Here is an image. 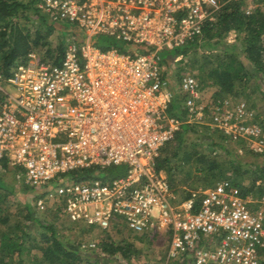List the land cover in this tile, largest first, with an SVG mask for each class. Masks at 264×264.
Here are the masks:
<instances>
[{"label":"built area","instance_id":"obj_1","mask_svg":"<svg viewBox=\"0 0 264 264\" xmlns=\"http://www.w3.org/2000/svg\"><path fill=\"white\" fill-rule=\"evenodd\" d=\"M37 6L72 30L58 63L31 51L9 76L0 72V158L17 178L40 189L60 174L126 164V174L109 181L72 177L59 185L68 221L93 227L92 234L124 227L139 235L171 232L154 264H261L264 191L244 197L220 180L182 194L157 162L184 123L209 124L264 152V129L245 100L207 97L192 73L175 82L184 54L167 62L161 54L200 39L219 0H40ZM101 35L145 51L101 49ZM36 206L45 211V198ZM81 247L97 243L86 239Z\"/></svg>","mask_w":264,"mask_h":264},{"label":"trees","instance_id":"obj_2","mask_svg":"<svg viewBox=\"0 0 264 264\" xmlns=\"http://www.w3.org/2000/svg\"><path fill=\"white\" fill-rule=\"evenodd\" d=\"M39 1L0 0V72L6 77L10 75L18 62L27 58L31 51H37V47L40 49V46H46L47 53L44 58L57 63L65 52L67 40L64 37L58 46L55 48L51 46L49 37L57 27L61 26V23L51 22L44 15L37 6ZM219 2L221 6L216 11L215 19L205 23L201 38L186 46L177 48L174 50V55H185L193 47L200 46L204 42L215 45L220 50V53L216 54L217 66H212L209 56L204 58L206 62H209V71H206L203 63L192 66L198 70V76L194 75L199 81L200 90L203 92L204 87L215 84L219 90H215L211 97L214 99L231 97L237 102L238 97L246 95L249 84L254 81L255 87L264 94V4H257L253 12H247L244 8L245 0H219ZM255 2L264 3V0H255ZM31 13H33V17ZM20 17L25 19L24 22H21ZM31 18H36L38 22H36L37 26L34 30L26 24ZM66 27L69 33L72 26L67 25ZM232 31L236 34V40L233 43H227L225 39ZM200 40L204 42H200ZM97 42L101 49L119 47V49L125 50L126 45V49L132 50V44L127 45L116 41L111 47H101L99 38ZM55 49L58 52L57 55ZM221 53L226 55L224 57L227 60L219 61ZM3 99L4 95L0 93V105ZM254 118H252V121H258L257 123L264 129L263 121L259 120L257 116ZM198 127L203 128V137L209 138L211 145L225 148L224 141L229 139L220 128L211 127L206 123H184L175 138L173 154L163 157H160V155L157 158L159 169H163L165 162L170 163V170L173 169V157L176 158L183 150L185 133L190 130L199 132ZM236 143L246 150V154L255 157L264 155V152L259 154L249 149L245 139L237 140ZM166 146L163 147L162 151L166 149ZM185 153H188L187 159H191V162H197V169L204 173L201 179L210 182L211 186L216 184H213V178L222 179L227 177L223 165L216 159L211 158L209 154H203L197 150ZM230 163L234 170V177H231L230 180L238 188L240 195L245 197L248 194L263 193L264 184L259 186L256 182L258 180L263 182L264 180V162H253L248 164L251 167L244 168V165L234 157L230 159ZM9 167V160L0 158V226H2L0 228V264H29L30 261H35L38 264H112L117 261L116 257L119 254L127 261H131L139 253L132 242L127 241L125 238L116 239L111 231L101 229L98 230L102 233L100 239L95 240L97 248L84 250L81 247V244L85 241L84 235L85 233L92 234L93 227L73 222L70 225V230L72 229V234L77 233V240L70 241V239H66L61 235L56 226L41 220L36 215V205H33L35 203L33 201L20 202L16 211L12 212L6 203L8 202L6 199L10 200V195L15 194L16 188L14 184H8L4 180V173L9 170ZM106 169L75 170L66 173V175L73 177L75 180L89 177L106 180L110 177L100 175L102 171L105 173ZM216 169L219 170L217 173H215ZM248 173L253 176L252 186L250 187L243 183L244 175ZM24 184L26 191H37L36 189H38L29 184ZM61 208L62 213H64L63 207ZM31 224H37L38 227L31 228ZM115 232H117L116 234L123 233L124 228L116 229ZM167 235L170 239L171 232H168ZM65 236L69 237L67 234ZM260 254L262 256L261 264H264V246L260 248Z\"/></svg>","mask_w":264,"mask_h":264},{"label":"rangeland","instance_id":"obj_3","mask_svg":"<svg viewBox=\"0 0 264 264\" xmlns=\"http://www.w3.org/2000/svg\"><path fill=\"white\" fill-rule=\"evenodd\" d=\"M26 1V0H25ZM257 4H264V3H256L255 0H245V9L247 12H253L256 9ZM23 14V13H21ZM33 17V13H31ZM21 18V17H20ZM25 19L21 18V22H24ZM37 20L36 18H31L29 21H27V26L30 27L32 30L36 28V23ZM67 25L65 23H62L61 26L57 27L55 31L52 33V35L49 37V41L51 42V46L55 48L61 43V40L63 39H68L70 36V33L67 32ZM72 29H69V32ZM226 42L227 43H233L236 40V34L234 31L230 32L229 35L226 37ZM116 40L109 36V35H101L99 37V43L100 46H105V47H111L112 44H114ZM200 42H204L200 40ZM98 45V42H97ZM38 53L41 55H45L47 53V47L46 46H40L37 47ZM131 49L133 51H138V52H144V46L142 45H131ZM220 53L219 48H217L215 45H211L208 42H204L200 46L193 47L187 54L184 55L183 59L180 61V64H178L177 71L174 72V81L177 82V80L180 79V76L185 73H192L198 76V70L196 68H193V65H200L201 63L204 64V68L206 71H209V62H206L204 59L205 56L210 57V61L212 66H217V56L216 54ZM55 54L57 55L58 52L55 49ZM161 54L163 55L165 61H168L169 56H174L175 51H162ZM215 54V55H213ZM222 55L219 58L220 60H227ZM180 72V74H179ZM171 77V74H169ZM250 86L246 90V95L238 97V100H245L247 104L251 107V110L253 112V117L259 118V120L263 121L264 123V94L261 93L254 85V81H251L249 84ZM6 88L10 92H15V89L13 88L12 85L6 84ZM205 89L203 90L204 94L209 97L212 96L215 90H219L218 86L215 84L208 85L204 87ZM217 88V89H216ZM229 98V97H228ZM231 98V97H230ZM232 99V98H231ZM233 100V99H232ZM236 100V99H235ZM234 101V100H233ZM235 102V101H234ZM254 118V119H255ZM258 122V121H256ZM199 132L190 130L185 133V142L183 143V150L180 151V154L174 158L173 157V169L170 170V163H164L163 164V173L165 176H167L169 182L171 185H173L176 189H179L182 194H186L189 190L194 189V188H210L212 187L207 180L201 179L202 176H204V173L202 171H199L197 169V162L192 161L191 159H187L186 156L188 153H185L187 151H192V150H197L200 153L203 154H209L211 158L216 159L219 163L223 165V169L226 170L225 175H227L226 178L222 179H214L213 178V184L219 182L220 180H230L231 177H234V170L232 169L230 159L231 158H236L238 161H240L243 165L244 168L251 167L250 163L257 162V163H262L264 162V155L255 157L253 155L246 154V150L243 147H240L236 142H232L230 140L224 141V146L225 148H222L220 146H214L211 145V140L209 138L203 137V128L198 127L197 128ZM219 141V140H218ZM174 144L175 140L168 142L166 149L161 151V156H171L173 154V149H174ZM177 144V142H176ZM229 151V152H228ZM184 158V159H183ZM162 161V160H161ZM179 165V167H178ZM112 166V167H111ZM107 167L106 172L102 171L100 175H107L110 178L106 179L104 181H109L115 177L118 176H123L126 174L128 170V166L126 164H119V165H111ZM115 166V167H114ZM16 169L13 166L9 167V170H7L4 173V180L8 184H14L16 188V192L13 195H10V200H7L6 202L10 210L12 212H15L17 209V206L20 202L23 201H33V205H36V200L38 198L44 197L46 200V210L41 211L36 207V215L40 217L41 220L53 224L56 226L61 235L65 237L66 239H70V241L77 240L76 234H72V229L70 230V223L65 215L62 213V208H61V201L60 198L58 197L56 191L59 185L65 183L67 180L72 179L69 175L65 174H60L58 177L50 182L46 187L43 188H38L36 189L37 191H26L25 189V184L19 181L16 177ZM217 173L219 170H215ZM207 172V171H206ZM119 173V174H118ZM117 174V175H114ZM209 174V173H208ZM73 175V174H72ZM252 178L253 176L251 173H248L244 175V185L247 187L252 186ZM231 181V180H230ZM257 185H262L264 184V180H258L256 182ZM47 195V197H45ZM66 218V219H65ZM32 225V224H31ZM2 226H0L1 228ZM37 224H33L31 228H37ZM162 233H159V231L156 232H151V234H142L139 235L135 233L133 230L124 227V232L116 234L117 232L112 231V235L116 239H122L125 238L127 241L132 242L137 250H139V253L136 254L132 258L131 261H127L122 255H117L116 262H113L112 264H154V262L162 256L169 244V239L167 232L163 233L164 231H161ZM158 233V234H157ZM67 234L66 237L65 235ZM101 232H97V234H88L85 233L84 239H92L96 240L97 238L100 239ZM156 234V235H155ZM80 235V234H78ZM29 264H38L35 261H30Z\"/></svg>","mask_w":264,"mask_h":264},{"label":"crops","instance_id":"obj_4","mask_svg":"<svg viewBox=\"0 0 264 264\" xmlns=\"http://www.w3.org/2000/svg\"><path fill=\"white\" fill-rule=\"evenodd\" d=\"M61 204H62V202H61ZM62 207V206H61ZM63 215H64V213H63ZM66 219V218H65Z\"/></svg>","mask_w":264,"mask_h":264}]
</instances>
